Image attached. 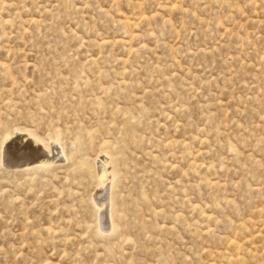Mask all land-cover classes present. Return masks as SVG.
<instances>
[{
  "label": "rangeland",
  "instance_id": "1",
  "mask_svg": "<svg viewBox=\"0 0 264 264\" xmlns=\"http://www.w3.org/2000/svg\"><path fill=\"white\" fill-rule=\"evenodd\" d=\"M0 264H264V0H0Z\"/></svg>",
  "mask_w": 264,
  "mask_h": 264
},
{
  "label": "bare ground",
  "instance_id": "2",
  "mask_svg": "<svg viewBox=\"0 0 264 264\" xmlns=\"http://www.w3.org/2000/svg\"><path fill=\"white\" fill-rule=\"evenodd\" d=\"M22 133V132H21ZM24 134H26V133H24ZM10 137V136H9ZM23 138H30L31 139V135H29V134H26V135H23ZM33 144H35V145H39V142L36 140V141H34V142H32ZM56 143V142H55ZM52 144V143H51ZM55 145V144H54ZM51 147V146H50ZM52 150H53V148H52ZM55 151H57V150H55ZM52 154V151H48V155H51ZM104 155V154H103ZM108 155V154H107ZM49 163H50V160H48V158L46 159H44V158H42V159H40V160H36L34 163L33 162H23V163H21V164H19V165H14V166H17V167H32V166H34L35 164H38V166L40 165V166H47V165H49ZM52 164V163H51ZM35 166H37V165H35ZM109 166H110V162H109V160L107 159V158H105L104 157V159L103 160H101V162H100V170H99V173H98V175H96V177H98V184H99V187L101 188V189H103V188H105V186H107V185H109V182H110V174H109ZM30 167V168H31ZM97 174V173H96ZM105 190V189H104ZM100 206H101V208H105V206H106V203H104L103 201H102V203H100ZM104 221V220H103ZM107 228V227H106Z\"/></svg>",
  "mask_w": 264,
  "mask_h": 264
}]
</instances>
